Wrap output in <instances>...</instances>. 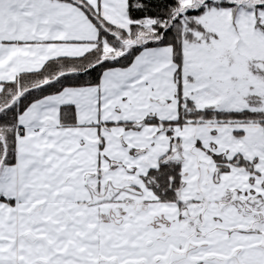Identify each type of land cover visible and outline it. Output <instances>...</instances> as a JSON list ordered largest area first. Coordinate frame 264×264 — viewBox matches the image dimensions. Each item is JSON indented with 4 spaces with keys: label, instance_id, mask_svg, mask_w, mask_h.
Here are the masks:
<instances>
[{
    "label": "snow or ice",
    "instance_id": "snow-or-ice-1",
    "mask_svg": "<svg viewBox=\"0 0 264 264\" xmlns=\"http://www.w3.org/2000/svg\"><path fill=\"white\" fill-rule=\"evenodd\" d=\"M0 264H264V0H0Z\"/></svg>",
    "mask_w": 264,
    "mask_h": 264
}]
</instances>
